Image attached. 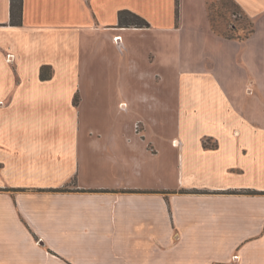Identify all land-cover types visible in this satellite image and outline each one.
<instances>
[{"label": "crops", "instance_id": "obj_1", "mask_svg": "<svg viewBox=\"0 0 264 264\" xmlns=\"http://www.w3.org/2000/svg\"><path fill=\"white\" fill-rule=\"evenodd\" d=\"M208 1L0 0V264H264V0Z\"/></svg>", "mask_w": 264, "mask_h": 264}, {"label": "rangeland", "instance_id": "obj_2", "mask_svg": "<svg viewBox=\"0 0 264 264\" xmlns=\"http://www.w3.org/2000/svg\"><path fill=\"white\" fill-rule=\"evenodd\" d=\"M211 5L212 9L210 8ZM208 10L210 20L214 29L220 34L223 33L225 35L234 37H243L245 33H247L251 29V20L247 18L241 11L231 6V4L227 0H209ZM147 41H150L148 43H151L153 39L149 38V40ZM143 49L144 46L142 44V50ZM162 115L163 113L153 114V121H160Z\"/></svg>", "mask_w": 264, "mask_h": 264}, {"label": "trees", "instance_id": "obj_3", "mask_svg": "<svg viewBox=\"0 0 264 264\" xmlns=\"http://www.w3.org/2000/svg\"><path fill=\"white\" fill-rule=\"evenodd\" d=\"M227 1L231 4V6L235 7L236 9H238L239 11H241L244 14L243 10L240 8V6L234 0H227ZM21 5H22V0H11L10 12H11L12 24L20 23L19 16H20V12H21ZM210 8L212 9V5L210 6ZM118 19H119V24L121 26H131L132 25V26H137V27H145V26L149 25V23L143 17H141L140 15H138L132 11H129V10L119 11ZM250 24H251V22H250ZM251 31H252V24H251V29L247 33H245V35L243 37H240V36L234 37V36H230V35H225L223 33H221V34H223L225 37H228V38L242 39V38L248 36L251 33ZM42 76H43V71H42Z\"/></svg>", "mask_w": 264, "mask_h": 264}, {"label": "built area", "instance_id": "obj_4", "mask_svg": "<svg viewBox=\"0 0 264 264\" xmlns=\"http://www.w3.org/2000/svg\"><path fill=\"white\" fill-rule=\"evenodd\" d=\"M113 39H114V41L119 42L121 40V36L120 35L114 36ZM12 58H13V54H7L8 60H11Z\"/></svg>", "mask_w": 264, "mask_h": 264}]
</instances>
